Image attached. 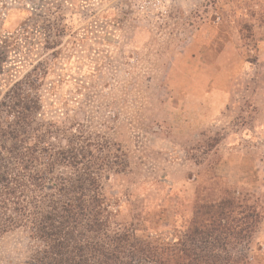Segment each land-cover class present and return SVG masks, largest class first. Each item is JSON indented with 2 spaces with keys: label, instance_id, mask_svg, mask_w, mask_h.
Instances as JSON below:
<instances>
[{
  "label": "rangeland",
  "instance_id": "1",
  "mask_svg": "<svg viewBox=\"0 0 264 264\" xmlns=\"http://www.w3.org/2000/svg\"><path fill=\"white\" fill-rule=\"evenodd\" d=\"M0 53L7 85L35 80L53 144H97L111 229L214 224L264 264V0H0ZM30 254L0 234V264Z\"/></svg>",
  "mask_w": 264,
  "mask_h": 264
},
{
  "label": "trees",
  "instance_id": "2",
  "mask_svg": "<svg viewBox=\"0 0 264 264\" xmlns=\"http://www.w3.org/2000/svg\"><path fill=\"white\" fill-rule=\"evenodd\" d=\"M7 63L0 53V234L25 232L26 264H238L214 224L203 232L192 222L169 240L111 229L101 194L108 166L97 144L80 132L53 144L58 129L40 119L37 92H27L35 80L7 85Z\"/></svg>",
  "mask_w": 264,
  "mask_h": 264
}]
</instances>
